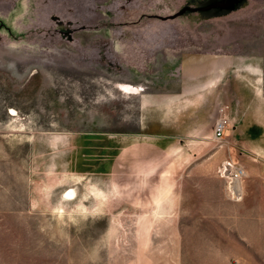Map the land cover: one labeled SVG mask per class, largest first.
<instances>
[{"label": "rangeland", "instance_id": "obj_1", "mask_svg": "<svg viewBox=\"0 0 264 264\" xmlns=\"http://www.w3.org/2000/svg\"><path fill=\"white\" fill-rule=\"evenodd\" d=\"M209 59L234 64L258 137L228 122L220 147L195 107L203 140L173 163L174 74ZM263 108L264 0H0V264H264Z\"/></svg>", "mask_w": 264, "mask_h": 264}, {"label": "crops", "instance_id": "obj_2", "mask_svg": "<svg viewBox=\"0 0 264 264\" xmlns=\"http://www.w3.org/2000/svg\"><path fill=\"white\" fill-rule=\"evenodd\" d=\"M233 65V63L225 59H209L198 64L194 63L192 60H187L185 63L179 65V68L176 70V74H174V84L177 88V91L173 93V163H193L195 157L193 153L186 151V153L181 156V159L178 160L176 158L175 151H177L178 147H191L195 145V143H199L201 140H203L197 138V127L195 125L197 118H195L194 115L195 107H200L203 105L211 109L208 114L209 120L213 123L209 127V132L207 133L209 136L212 134L213 124L218 118L217 116L215 119V116L219 115V110L221 108L227 107L229 123L235 128L233 133H237L236 136H238V134H243L244 139L249 142H251L253 139H257L258 131H253V129L248 127L241 131L239 126L241 122L244 123V120L239 118L240 107L247 100L244 104L246 114L243 115L248 117L247 115L252 114L251 112H253L252 110L254 109L255 104L251 93L242 91L241 80L238 79V76L235 74L227 75L228 70L231 71L234 67ZM215 88H217L216 94L212 93ZM200 89L206 90L204 91L206 93L200 94ZM245 93H247L246 96L244 95ZM248 119L250 122V117H248ZM210 137H208V139H211ZM186 167L188 168L189 166ZM189 172L190 173H187V177L191 178V175H194V171L190 170ZM206 174L209 175L206 178L211 180L215 179L216 177L213 176V170L212 172H206ZM201 175L203 176V174ZM175 179L176 180L173 181L174 185L178 178L176 177ZM219 181L221 180L217 179L212 185L214 186L215 184L219 183ZM247 186L248 184H246L245 188ZM247 188L249 190V186ZM196 189L201 190V192L204 191L200 188ZM214 189L215 191H213L211 194L212 197L209 196L211 200L216 203H226L223 190L215 187ZM196 196L197 194L195 193L193 197ZM202 199L205 200V197H201L198 202H200ZM203 200L199 204V207H202L203 204H205ZM185 201L187 202L186 205L189 206L191 202L190 198H186ZM196 201L193 202L196 203ZM215 209L217 210V208ZM200 217L205 218L207 216L201 215Z\"/></svg>", "mask_w": 264, "mask_h": 264}, {"label": "built area", "instance_id": "obj_3", "mask_svg": "<svg viewBox=\"0 0 264 264\" xmlns=\"http://www.w3.org/2000/svg\"><path fill=\"white\" fill-rule=\"evenodd\" d=\"M228 116L225 108L219 110V115L212 127L211 139L221 147L225 143V132L228 126ZM217 176L224 182L225 195L232 202L243 199V184L245 172L242 166L225 159L217 169Z\"/></svg>", "mask_w": 264, "mask_h": 264}]
</instances>
